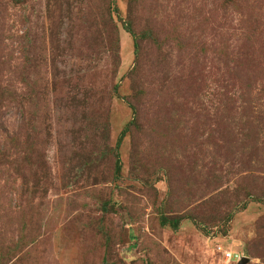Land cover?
<instances>
[{
    "label": "rangeland",
    "instance_id": "rangeland-1",
    "mask_svg": "<svg viewBox=\"0 0 264 264\" xmlns=\"http://www.w3.org/2000/svg\"><path fill=\"white\" fill-rule=\"evenodd\" d=\"M230 252L264 264V0H0V264Z\"/></svg>",
    "mask_w": 264,
    "mask_h": 264
},
{
    "label": "trees",
    "instance_id": "trees-1",
    "mask_svg": "<svg viewBox=\"0 0 264 264\" xmlns=\"http://www.w3.org/2000/svg\"><path fill=\"white\" fill-rule=\"evenodd\" d=\"M127 31L129 32V33H131L132 34V32L129 30V29H127ZM137 47H138V44L135 42V48H136V50H137ZM126 132H127V128L126 129H124L123 131H122V133H121V135H120V138H119V141H118V145H120V143L122 142V140H123V138H124V136L126 135ZM120 164L119 165H117V172H120ZM168 224H170L171 226H172V224L174 225V223L172 222V224L169 222V221H167V220H163L162 221V225H168Z\"/></svg>",
    "mask_w": 264,
    "mask_h": 264
},
{
    "label": "built area",
    "instance_id": "built-area-1",
    "mask_svg": "<svg viewBox=\"0 0 264 264\" xmlns=\"http://www.w3.org/2000/svg\"><path fill=\"white\" fill-rule=\"evenodd\" d=\"M226 256H227V258H228L229 260H231L232 258H237V261H238L239 259H241V256H239V255H234L232 252L227 253Z\"/></svg>",
    "mask_w": 264,
    "mask_h": 264
},
{
    "label": "water",
    "instance_id": "water-1",
    "mask_svg": "<svg viewBox=\"0 0 264 264\" xmlns=\"http://www.w3.org/2000/svg\"><path fill=\"white\" fill-rule=\"evenodd\" d=\"M249 261H250L249 258L244 257L237 264H248Z\"/></svg>",
    "mask_w": 264,
    "mask_h": 264
}]
</instances>
